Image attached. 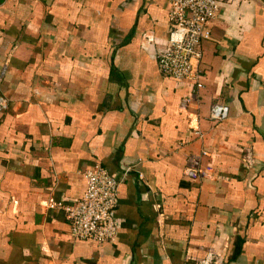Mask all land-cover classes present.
<instances>
[{"label":"crops","instance_id":"obj_1","mask_svg":"<svg viewBox=\"0 0 264 264\" xmlns=\"http://www.w3.org/2000/svg\"><path fill=\"white\" fill-rule=\"evenodd\" d=\"M219 2L184 109L156 60L169 0H0V264H264V0ZM96 163L120 180L105 243L54 205Z\"/></svg>","mask_w":264,"mask_h":264},{"label":"built area","instance_id":"obj_2","mask_svg":"<svg viewBox=\"0 0 264 264\" xmlns=\"http://www.w3.org/2000/svg\"><path fill=\"white\" fill-rule=\"evenodd\" d=\"M169 2L171 26L165 44L156 54V60L163 76L192 85L190 95L182 99V107L186 109L193 92L203 87L200 66L203 57L202 43L210 38L209 25L219 11L220 2L219 0H169ZM4 73L3 67L0 71V82ZM7 107L8 100L0 93V112ZM228 115V105L217 103L210 108L209 119L218 123L227 119ZM195 135L201 138L203 133L195 131ZM188 160L190 165L184 168L185 176L189 178L207 176L205 170L193 166L192 156ZM130 169L127 166L125 172ZM80 174L85 181L82 196L69 204L57 202L54 205L64 211L74 238L91 239L99 243L110 242L118 230L113 211L118 204L120 180L100 163L83 170ZM220 260L221 257L211 251L204 258L189 264H218Z\"/></svg>","mask_w":264,"mask_h":264}]
</instances>
